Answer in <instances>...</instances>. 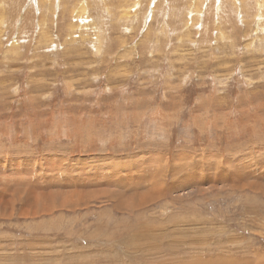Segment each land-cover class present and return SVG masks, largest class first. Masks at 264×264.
<instances>
[{
	"label": "rangeland",
	"instance_id": "374dc122",
	"mask_svg": "<svg viewBox=\"0 0 264 264\" xmlns=\"http://www.w3.org/2000/svg\"><path fill=\"white\" fill-rule=\"evenodd\" d=\"M0 264H264V0H0Z\"/></svg>",
	"mask_w": 264,
	"mask_h": 264
},
{
	"label": "bare ground",
	"instance_id": "6f19581e",
	"mask_svg": "<svg viewBox=\"0 0 264 264\" xmlns=\"http://www.w3.org/2000/svg\"><path fill=\"white\" fill-rule=\"evenodd\" d=\"M136 3V2H135ZM84 4H85V2H84ZM135 5H137V3L135 4ZM82 10H86L85 8H80L79 10H78V12H81Z\"/></svg>",
	"mask_w": 264,
	"mask_h": 264
}]
</instances>
